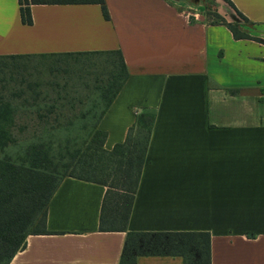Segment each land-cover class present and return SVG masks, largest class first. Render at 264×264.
<instances>
[{"label": "crops", "instance_id": "obj_1", "mask_svg": "<svg viewBox=\"0 0 264 264\" xmlns=\"http://www.w3.org/2000/svg\"><path fill=\"white\" fill-rule=\"evenodd\" d=\"M264 39V0H229ZM32 5L0 0V56L120 50L129 78L103 116L107 150L136 114L157 112L130 232H207L212 264H264V45L215 23L241 20L224 0H106ZM197 19H190V13ZM106 187L62 181L50 201L51 235H31L10 264H120L126 233L100 231ZM137 264H184L141 256Z\"/></svg>", "mask_w": 264, "mask_h": 264}, {"label": "trees", "instance_id": "obj_2", "mask_svg": "<svg viewBox=\"0 0 264 264\" xmlns=\"http://www.w3.org/2000/svg\"><path fill=\"white\" fill-rule=\"evenodd\" d=\"M224 1L241 23L208 13L214 22L236 40L264 45L252 35L253 24ZM32 5H99L110 20L106 0H19L24 25L33 24ZM0 70L13 74L0 86V264H10L29 236L54 234L49 204L68 177L106 187L100 231L126 233L120 264H137L141 256L212 264L207 232L128 231L157 112H138L125 141L105 148L100 121L129 78L120 50L0 56Z\"/></svg>", "mask_w": 264, "mask_h": 264}, {"label": "rangeland", "instance_id": "obj_3", "mask_svg": "<svg viewBox=\"0 0 264 264\" xmlns=\"http://www.w3.org/2000/svg\"><path fill=\"white\" fill-rule=\"evenodd\" d=\"M216 9L212 6V7H209V13H215L214 11H215ZM72 63L74 62L73 60L71 61ZM77 67H78V65H77ZM73 68V67H72ZM45 70H43L42 72H44ZM75 71V70H74ZM75 73V72H74ZM48 75V77L49 78H52L53 79V76H52V74H50V73H47ZM11 76H13V74H9V72L8 71H5V72H3V71H1L0 70V86L1 85H3V83H4V80L5 79H9V78H11ZM4 79V80H3ZM46 80H47V78H45ZM76 79H77V75L76 74H74V81H76Z\"/></svg>", "mask_w": 264, "mask_h": 264}, {"label": "built area", "instance_id": "obj_4", "mask_svg": "<svg viewBox=\"0 0 264 264\" xmlns=\"http://www.w3.org/2000/svg\"><path fill=\"white\" fill-rule=\"evenodd\" d=\"M189 17H190V19L192 18V19H197L198 17H197V15H196V13H190L189 14Z\"/></svg>", "mask_w": 264, "mask_h": 264}]
</instances>
